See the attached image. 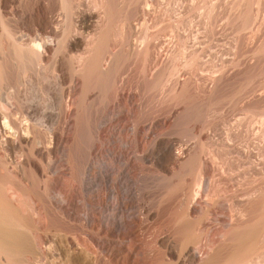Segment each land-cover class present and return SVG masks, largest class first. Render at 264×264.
I'll return each instance as SVG.
<instances>
[{
	"label": "rangeland",
	"instance_id": "1",
	"mask_svg": "<svg viewBox=\"0 0 264 264\" xmlns=\"http://www.w3.org/2000/svg\"><path fill=\"white\" fill-rule=\"evenodd\" d=\"M7 1L14 37L45 36L60 20L58 0ZM73 1L78 34V15L94 8L80 35L87 47H69L70 34L53 51L50 39L42 65L5 72L25 105L53 116L49 126L37 120L22 150L43 177L26 167V180L2 184L6 194L14 180L21 194L14 205L34 225L38 264H66L49 254L46 230L76 237L98 264H264V137L250 132L264 114V0ZM2 126L3 145L18 140Z\"/></svg>",
	"mask_w": 264,
	"mask_h": 264
},
{
	"label": "bare ground",
	"instance_id": "2",
	"mask_svg": "<svg viewBox=\"0 0 264 264\" xmlns=\"http://www.w3.org/2000/svg\"><path fill=\"white\" fill-rule=\"evenodd\" d=\"M26 1V0H24ZM28 1V0H27ZM73 1V0H70ZM76 1V0H75ZM110 1V0H109ZM7 0H0V120H3V126L9 129L13 132V135H18V140H15L13 137V140L9 144L6 143L4 146L2 142L0 141V151H2L3 154L0 153V264H35L37 261V264L39 263V255L40 252L37 251L36 245L33 244V239L31 236V227L34 225L28 227V221L26 223V220L28 219L27 216L24 219V216H20L17 212V207L19 206V200L22 198L18 193V190L12 182L10 183L9 190L6 194L2 191V184H3V178L4 175L6 178H16L19 179L20 177L23 180H26L25 177V170L26 167H31L35 173L38 176L43 177V172L41 169L40 164L32 159L24 157L22 150L24 149V145H28L31 141L32 136V129L35 128L36 123L41 124L42 126H47L48 124L51 125V122L53 121L51 116V113L47 110H43V108L40 110L39 106L36 104H30L23 103L22 100V89H18V91H10L7 86L4 85V81L6 80V70L10 67V65H15L17 68L20 64H24V66L27 67V69H35L37 66L42 65L44 57L46 56V47L49 45L47 42L52 40V42L55 43V48L53 51H56L60 45L63 39H66L72 34L71 38V44L69 47H75V48H81L83 46H86L85 40H83L80 35L85 34L86 32L90 31L92 28V24L95 22L96 15L94 12V8L92 10H89L88 12L81 13L77 17V24L81 30V33L78 34V29L74 22V16L76 14V10L74 6L68 5V0H58L57 3H59V18L60 20L57 23L49 24L47 27L49 29L48 34L45 36H39L38 34H27L22 33L18 37H14L12 32L10 31L11 27H9V15L4 13L3 8L5 7V3H7ZM13 2V1H12ZM18 2V1H16ZM74 2V1H73ZM86 2V1H85ZM104 2V1H103ZM135 2V1H134ZM173 2V1H172ZM260 2V1H259ZM94 3V2H92ZM91 3V4H92ZM102 3V2H101ZM8 4V3H7ZM88 4V3H87ZM95 4V3H94ZM100 4V3H99ZM103 4V3H102ZM101 4V5H102ZM120 4V3H119ZM159 4V3H158ZM9 5V4H8ZM13 5V4H12ZM73 5V4H72ZM86 5V4H85ZM84 5V6H85ZM56 5L55 7H57ZM78 6V5H76ZM75 6V7H76ZM89 6V4H88ZM99 6V5H97ZM96 6V7H97ZM171 6V5H170ZM7 7V6H6ZM79 7V6H78ZM91 7V6H90ZM95 7V8H96ZM101 7V6H99ZM97 7V8H99ZM103 7V6H102ZM13 8V7H12ZM58 8V7H57ZM235 8V7H234ZM14 9V8H13ZM77 9V8H76ZM91 9V8H90ZM81 10V9H80ZM8 11V10H7ZM13 12V11H12ZM11 12V13H12ZM15 12V11H14ZM75 12V13H74ZM79 12V11H78ZM77 12V13H78ZM83 12V11H82ZM164 12V11H163ZM8 13V12H7ZM98 13V12H97ZM14 14V13H13ZM13 16V15H12ZM21 16V15H20ZM58 16V15H57ZM11 17V16H10ZM163 17V16H162ZM76 18V17H75ZM98 18V17H97ZM255 18V17H254ZM11 19V18H10ZM98 20V19H97ZM119 20V19H118ZM97 22V21H96ZM159 22V21H158ZM135 23V22H134ZM248 23V22H247ZM246 23V25H247ZM99 24V23H98ZM162 24V22H161ZM25 25V24H24ZM122 25V24H121ZM245 25V24H244ZM248 26V25H247ZM250 26V25H249ZM30 27V26H29ZM103 27V26H102ZM45 28V27H44ZM137 28V27H136ZM249 28V27H248ZM154 29V28H153ZM152 29V30H153ZM33 31V30H32ZM38 31V30H37ZM47 31V30H45ZM100 31V30H99ZM36 32V31H35ZM40 31H38L39 33ZM29 33V31H28ZM15 34V33H14ZM170 34V32H169ZM86 36V35H85ZM143 36V35H142ZM4 37H6V40H4ZM70 38V37H69ZM85 38V37H83ZM92 38V37H91ZM7 39L12 40V44L16 46V50H11L9 45L5 43ZM87 39V38H85ZM89 39V38H88ZM87 39V42H88ZM95 39V38H94ZM127 40V39H126ZM5 41V42H4ZM9 42V41H8ZM180 42V41H179ZM51 43V42H49ZM68 43H70V40H68ZM127 43V42H126ZM162 43V42H161ZM168 43V42H167ZM53 44V43H52ZM89 45V44H87ZM155 45V44H154ZM184 45V44H183ZM54 46V45H52ZM152 46V45H151ZM49 48V47H48ZM74 48V49H75ZM68 50V46H67ZM72 51V49H70ZM84 50V49H83ZM65 51V49H64ZM51 52V51H49ZM60 52V51H59ZM66 52V51H65ZM75 52V51H73ZM84 53V52H83ZM66 54V53H65ZM75 54V53H74ZM52 55V54H50ZM73 55V53H72ZM76 55V54H75ZM81 55V54H80ZM109 55V54H107ZM78 56V53H77ZM83 56V55H82ZM88 56V55H87ZM80 57V56H79ZM158 57V56H157ZM54 58V56H53ZM83 59V57H81ZM80 58V59H81ZM46 59V58H45ZM58 61V69H59V77L61 80H64L63 76V69H64V58L60 56V58H56ZM75 59V58H74ZM79 59V58H78ZM50 60V59H48ZM55 60V59H53ZM52 61V60H51ZM68 61V60H67ZM75 61V60H74ZM80 61V60H79ZM83 61V60H82ZM155 61V60H154ZM47 62V59L45 63ZM78 62V60H77ZM54 63V62H53ZM44 66V64H43ZM23 67V66H22ZM16 68V67H15ZM77 68V67H76ZM24 69V68H21ZM26 69V68H25ZM26 69V70H27ZM38 69V68H37ZM43 69V68H42ZM79 69V68H78ZM12 70V69H11ZM20 70V69H19ZM25 70V71H26ZM31 70V71H32ZM41 71V69H39ZM94 70V69H93ZM37 71V70H36ZM48 71V70H47ZM16 72V70H15ZM14 72V73H15ZM23 71H21L22 73ZM42 72V71H41ZM46 72V71H45ZM20 73V74H21ZM37 73V72H36ZM28 75V74H27ZM36 75V74H35ZM22 76V75H20ZM10 75L8 76V78ZM23 77V76H22ZM21 77V78H22ZM26 77V76H25ZM26 79V78H25ZM8 80V79H7ZM19 80V79H18ZM22 80V79H21ZM9 81V80H8ZM60 81V80H59ZM8 83L7 81H5ZM12 82V81H11ZM20 82V81H19ZM11 84V83H10ZM65 84V83H64ZM21 85L23 86L22 82ZM25 86V85H24ZM242 86V85H241ZM10 87V86H9ZM17 87V86H16ZM11 88V87H10ZM22 88V87H21ZM256 88V87H255ZM71 89V88H70ZM15 90V89H13ZM25 91V90H24ZM253 91V90H252ZM249 93V92H248ZM27 95V94H26ZM39 95V94H38ZM246 95V94H245ZM58 96V95H57ZM56 96V97H57ZM26 97V96H25ZM37 97V96H36ZM54 97V98H56ZM60 97V96H59ZM58 97V98H59ZM38 98V97H37ZM36 98V99H37ZM42 98V97H41ZM39 98V99H41ZM32 99V98H31ZM35 99V98H34ZM38 99V100H39ZM15 100L18 102V108L19 111L16 110L15 107ZM26 100V99H25ZM29 100V99H27ZM43 100V99H42ZM45 100V99H44ZM55 100V99H54ZM75 100V99H74ZM23 101V102H22ZM37 101V100H36ZM56 101V100H55ZM43 102V101H41ZM40 102V103H41ZM62 102V100H61ZM59 101V103H61ZM31 103V102H30ZM35 103V102H32ZM42 104V103H41ZM57 105V104H56ZM42 106V105H41ZM51 107V106H50ZM48 108V107H47ZM62 108H64L62 106ZM45 109V108H44ZM244 109V108H243ZM255 109V108H254ZM54 110V109H53ZM58 110V109H57ZM69 112V111H68ZM59 114V113H58ZM247 114V113H245ZM20 115V116H19ZM19 117V118H18ZM40 117V118H39ZM246 117V116H245ZM244 118V117H243ZM254 118L253 116L250 117V119ZM39 119H42L41 121ZM240 119V118H239ZM249 119V120H250ZM37 120H39L41 123H39ZM55 120V119H54ZM258 120V119H256ZM23 122L27 123L26 126L23 125ZM249 122V121H248ZM255 122V120H254ZM258 122V121H257ZM256 122V123H257ZM247 123V121H246ZM261 127L259 128L260 131L256 132L254 125L252 123L251 126V134L255 137L260 136L261 138L264 137V114L261 115L260 122ZM257 123V124H258ZM37 124V126H38ZM256 125V124H255ZM2 126V127H3ZM49 126V125H48ZM55 126V125H54ZM249 126V125H248ZM258 126V125H257ZM245 127V126H244ZM41 128V127H40ZM43 128V127H42ZM2 129V128H1ZM6 129V130H7ZM44 129V128H43ZM47 129V128H46ZM51 129V128H50ZM49 129V130H50ZM3 130V129H2ZM5 130V131H6ZM36 130V128L34 129ZM9 131V132H10ZM48 131V130H47ZM7 132V131H6ZM245 133V132H244ZM6 134V133H5ZM12 135V136H13ZM35 135V133H34ZM251 135V136H252ZM1 137V136H0ZM36 137V136H35ZM11 138V137H10ZM255 139V138H254ZM8 140V139H7ZM261 140V139H260ZM6 141V140H4ZM7 142V141H6ZM36 142V141H35ZM40 142V141H39ZM252 142V141H251ZM38 143V142H37ZM245 143V142H244ZM40 144V143H39ZM44 144V143H43ZM31 145V143H30ZM254 145V144H253ZM40 146V145H39ZM43 145L40 146V148ZM28 147V146H27ZM26 147V148H27ZM31 147V146H30ZM34 147V145H33ZM260 147V146H259ZM45 148V147H44ZM36 149V148H35ZM248 149V148H247ZM263 149V148H262ZM24 151V150H23ZM29 151V150H28ZM46 151V150H45ZM36 152V151H35ZM23 153V154H22ZM27 154V153H26ZM219 154V153H218ZM225 154V153H224ZM40 155V154H39ZM227 155V154H226ZM26 156V155H25ZM20 157V158H19ZM260 157V156H259ZM253 158V157H252ZM259 159V158H258ZM250 160V159H249ZM240 161V160H239ZM260 161V160H259ZM257 162V161H256ZM243 165V164H242ZM213 166V165H212ZM252 166V165H251ZM258 167V166H257ZM259 168L260 172L261 168ZM26 168V169H25ZM246 168V167H245ZM243 170V169H242ZM28 171V170H26ZM240 171V170H239ZM256 171V170H255ZM263 171V169H262ZM261 173L263 174V172ZM232 172V171H231ZM217 173V172H216ZM252 174V173H251ZM260 174V173H259ZM258 174V175H259ZM263 176V175H262ZM261 175L259 177H262ZM19 177V178H18ZM45 177V176H44ZM249 177V176H248ZM264 177V176H263ZM20 178V179H21ZM40 178V179H41ZM8 179V180H9ZM19 179V181H20ZM21 179V180H22ZM263 179V178H262ZM22 180V181H23ZM243 180V179H242ZM11 181V180H10ZM18 182V181H17ZM20 183V182H18ZM29 183V182H28ZM251 183V182H250ZM22 184H24L22 182ZM8 185V184H7ZM20 184H18L19 186ZM233 185V184H232ZM9 186V185H8ZM27 186V185H26ZM218 186V185H217ZM244 186V185H243ZM246 186V185H245ZM20 187V186H19ZM7 188V187H6ZM31 188V187H30ZM261 188V187H260ZM19 189V188H18ZM23 189V188H21ZM255 189V188H254ZM24 190V189H23ZM258 190V188H257ZM260 190V189H259ZM245 191V190H244ZM253 191V190H252ZM250 191V192H252ZM261 191V190H260ZM258 192V191H257ZM51 193V192H50ZM249 193V192H248ZM254 193V191L252 192ZM260 193V192H259ZM25 194V193H24ZM27 194V192H26ZM257 194V193H256ZM23 195V192H22ZM36 195V193H35ZM39 195V194H38ZM255 194H252V196L247 197L246 199H242V203L244 204L247 199H253L255 198ZM259 195V194H258ZM256 197H259V196ZM262 195V194H261ZM241 196V195H240ZM246 196V194H245ZM67 197V196H66ZM20 198V199H19ZM39 198V197H37ZM57 198V197H56ZM59 198V197H58ZM237 198V197H236ZM17 199H19L17 201ZM255 200V199H254ZM17 203L16 206L14 203ZM24 202L23 200H21ZM20 201V202H21ZM37 201V200H36ZM262 201V197H261ZM264 201V199H263ZM241 203V204H242ZM249 203V202H248ZM252 203V202H251ZM262 203V202H261ZM64 204V203H63ZM263 204V203H262ZM246 205V204H245ZM260 205V204H259ZM236 206V205H235ZM45 207V206H44ZM245 207V206H244ZM263 207V206H262ZM261 208V207H260ZM264 208V207H263ZM21 209V208H20ZM48 211V210H47ZM245 211V210H244ZM263 211V210H262ZM243 214V213H242ZM263 214V213H262ZM248 215V214H247ZM243 216V215H242ZM30 218V216H28ZM38 217V216H37ZM247 217V216H246ZM51 218V217H50ZM245 218V217H244ZM39 219V218H38ZM50 220V219H49ZM63 221V220H62ZM50 223V222H49ZM32 224V223H31ZM40 225V224H39ZM74 225V224H73ZM72 225V226H73ZM94 225V224H92ZM98 226V225H97ZM207 226V225H206ZM77 227V226H76ZM91 227V226H90ZM42 228V227H41ZM40 227L37 229H41ZM70 228V227H69ZM96 228V226H95ZM133 228V227H132ZM48 229V228H46ZM45 229V230H46ZM51 229V228H50ZM76 229V228H75ZM98 229V228H97ZM34 230V229H33ZM49 230V229H48ZM62 230V229H61ZM64 230V229H63ZM67 230V229H66ZM65 230V231H66ZM72 231V229H70ZM93 230V229H91ZM38 231V230H37ZM40 231V230H39ZM50 231V230H49ZM83 230H80V232ZM34 232V231H33ZM32 232V233H33ZM36 232V231H35ZM41 232V231H40ZM79 232V231H78ZM89 232V230H88ZM50 232L47 230L43 232L44 239L46 243H50L53 241L55 245V249L53 247H50L48 249L49 254L53 256V252L57 251L58 255L64 256L66 264H98V260L95 257L94 254L87 251L88 249H84V247H81L78 242L75 240V238H70L69 236H65L62 234H55L50 235ZM53 233V232H52ZM91 233V232H90ZM89 233V235H90ZM93 233V232H92ZM131 233V232H130ZM68 234V233H66ZM74 234V233H73ZM106 234V233H105ZM84 235V234H83ZM125 235V234H124ZM92 236V235H91ZM35 238V237H34ZM90 238V237H89ZM92 238V237H91ZM261 238V237H260ZM264 238V237H263ZM77 239V238H76ZM93 239V238H92ZM91 239V240H92ZM90 240V241H91ZM125 240V239H124ZM167 240V239H166ZM163 240L161 243V246L163 245L170 254L171 258L176 256V247L174 244L170 241ZM169 240V239H168ZM177 240V239H176ZM256 240V239H255ZM263 240V239H262ZM35 241V240H34ZM93 241V240H92ZM259 241V239H258ZM43 242V241H42ZM94 242V241H93ZM212 242V241H211ZM44 243V242H43ZM144 243V242H143ZM151 243V242H150ZM160 243V242H159ZM204 243V242H203ZM81 244V243H80ZM259 244V242H258ZM38 245V244H37ZM45 245V244H44ZM47 245V244H46ZM93 245V244H92ZM147 245V244H146ZM88 246V245H87ZM178 246V245H177ZM261 246V245H260ZM264 245H262V248L259 249L260 255L264 256ZM43 248V247H42ZM163 248V249H165ZM178 248V247H177ZM132 249V248H131ZM92 250V249H91ZM128 250V249H127ZM47 251V252H48ZM240 251V250H239ZM191 252V251H190ZM193 252V251H192ZM95 253V252H93ZM167 253V252H166ZM181 253V251H180ZM96 254V253H95ZM168 254V255H169ZM192 254V253H191ZM185 255V254H184ZM51 256V258H52ZM169 256V257H170ZM256 256V255H254ZM99 257V256H98ZM107 257V256H106ZM183 257V256H182ZM191 257V256H190ZM150 258V257H149ZM166 258V257H165ZM184 258V257H183ZM263 258V257H262ZM48 259V258H47ZM62 259V258H61ZM137 259V258H136ZM176 259V258H174ZM56 260V259H55ZM181 260V259H180ZM184 260V259H182ZM192 260V259H191ZM195 260V258H194ZM219 260V259H218ZM256 260V259H255ZM262 260V259H261ZM41 261V260H40ZM101 261V260H100ZM103 261V260H102ZM189 261V260H188ZM202 261V260H201ZM163 263V261L161 260ZM181 262V261H180ZM184 262V261H183ZM253 262V261H252ZM174 263V262H173ZM188 263V262H187ZM190 263V262H189ZM255 263V261H254ZM48 264V263H47ZM51 264V263H50ZM148 264V263H147ZM156 264V263H155ZM195 264V263H194ZM253 264V263H252Z\"/></svg>",
	"mask_w": 264,
	"mask_h": 264
}]
</instances>
